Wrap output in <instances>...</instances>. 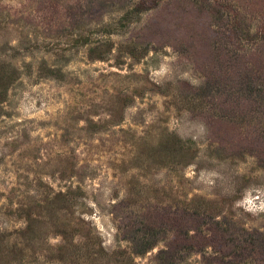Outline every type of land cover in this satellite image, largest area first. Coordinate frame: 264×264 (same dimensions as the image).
I'll list each match as a JSON object with an SVG mask.
<instances>
[{"label": "rangeland", "instance_id": "374dc122", "mask_svg": "<svg viewBox=\"0 0 264 264\" xmlns=\"http://www.w3.org/2000/svg\"><path fill=\"white\" fill-rule=\"evenodd\" d=\"M0 71V264H264V0H0Z\"/></svg>", "mask_w": 264, "mask_h": 264}, {"label": "trees", "instance_id": "16d2710c", "mask_svg": "<svg viewBox=\"0 0 264 264\" xmlns=\"http://www.w3.org/2000/svg\"><path fill=\"white\" fill-rule=\"evenodd\" d=\"M144 4H145V2H142L141 6H140V4H137L136 6L132 7L131 9H128L124 15V18L129 19V18L133 17V15H139V13L141 11H143V9H144L143 8ZM145 9H147V8H145ZM93 51H94V49H93ZM100 55H102V54L100 53ZM2 70H4V68ZM1 71H0V95H3V94H5V89L7 88V84H8V82H6V80H8L10 78V76L6 75L4 72H1ZM14 72H15V70H14Z\"/></svg>", "mask_w": 264, "mask_h": 264}]
</instances>
